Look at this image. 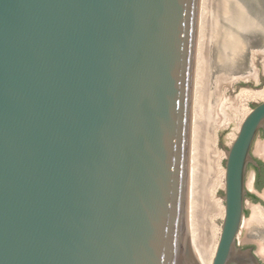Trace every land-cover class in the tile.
Here are the masks:
<instances>
[{"label":"water","instance_id":"1","mask_svg":"<svg viewBox=\"0 0 264 264\" xmlns=\"http://www.w3.org/2000/svg\"><path fill=\"white\" fill-rule=\"evenodd\" d=\"M201 1L0 0V264H203L189 230ZM263 128L264 100L226 150L211 264H261L239 236Z\"/></svg>","mask_w":264,"mask_h":264},{"label":"rangeland","instance_id":"2","mask_svg":"<svg viewBox=\"0 0 264 264\" xmlns=\"http://www.w3.org/2000/svg\"><path fill=\"white\" fill-rule=\"evenodd\" d=\"M201 9L205 10H201L200 14V23L203 17V32H200V25L197 51L200 78L197 90L196 69L193 107V115L196 112V157L199 170L206 172L209 166L211 170V158L216 153L213 150V132L218 130L217 155L223 153L220 164L224 169L225 180L226 150L237 137L248 113L264 100L244 96V92L257 90L262 83L261 67L256 55L262 54L264 70V0H203ZM249 82H253L255 87H248L246 84ZM259 142H264L263 136L257 138L253 147L255 153ZM253 181L254 171L250 168L247 179L249 189H252ZM198 194V198L201 197L200 192ZM224 194L225 186L219 188L217 196L225 210ZM247 201L251 203L250 198ZM217 212L215 205H210L208 201L204 203V221L208 224L211 219L216 225L218 244L225 211L223 216ZM246 216V224L240 234L241 240L247 242L248 239H254L259 247L263 246L264 217L254 218L253 212Z\"/></svg>","mask_w":264,"mask_h":264},{"label":"bare ground","instance_id":"3","mask_svg":"<svg viewBox=\"0 0 264 264\" xmlns=\"http://www.w3.org/2000/svg\"><path fill=\"white\" fill-rule=\"evenodd\" d=\"M201 18L203 20V17ZM202 20L200 23L201 25L200 32H203ZM200 43H199V47H200ZM197 56L199 57V55ZM197 60H198L197 63H199V59ZM197 70H198V81H197L196 89L198 90L200 71H199V68H197ZM244 96H246L249 99H264V88L244 92ZM195 124H196V112H194V115H193L192 140H191V143H192L191 144V161H190V186H189L190 239H191V243L193 245L194 251L198 259L203 264H211L215 256L217 245H218L217 238H216L217 227L213 223V221L210 219V216H209L210 222H208V224L207 222L204 221L203 206H204V203L208 201L210 205L211 204L215 205L216 210L220 213L221 216L224 215V211H225L224 207L220 204L221 201L217 199L219 188L221 189L225 186L224 171H223L224 169L221 167V164H220L223 153L220 152V155L219 156L217 155V153H219V149L217 146V139H218L217 131L218 130L215 129L213 132V135H214L213 136V139H214V143H213L214 149L213 150L216 151V153L213 156V158H211L212 160L211 170H210V166L206 172L199 170V164H198V160L196 157V136L197 134H195L196 133ZM256 154L263 155V142H259L257 144ZM199 192L202 198L201 197L198 198ZM196 197L198 199L197 201H196ZM263 247L264 245L260 247V254L264 256Z\"/></svg>","mask_w":264,"mask_h":264},{"label":"flooded vegetation","instance_id":"4","mask_svg":"<svg viewBox=\"0 0 264 264\" xmlns=\"http://www.w3.org/2000/svg\"><path fill=\"white\" fill-rule=\"evenodd\" d=\"M247 84L255 87V84L253 82H249ZM261 88H264V77H263L262 83L256 89H261ZM259 136L264 137V128L259 132L258 137ZM255 159L258 162V166L250 164L249 169H248L249 171L250 168H252V170L254 171V181H253L252 189H249L247 185L248 194L246 196V209H245V216L250 215L253 212L252 217L254 218L261 217V216L264 217V142H263V155H257V157L255 156ZM247 179H248V174H247ZM248 198H250L251 203H248L247 201ZM260 212L262 214H260ZM239 244L242 246V248H245V249L251 248L254 254L259 259L260 263L264 264V256L260 254L261 246L259 247V244L256 241H254V239H248L247 242H243L239 236Z\"/></svg>","mask_w":264,"mask_h":264}]
</instances>
